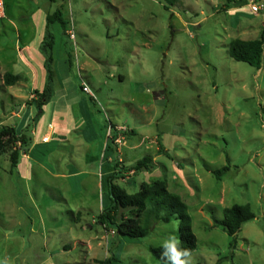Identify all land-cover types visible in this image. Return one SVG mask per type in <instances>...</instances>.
I'll list each match as a JSON object with an SVG mask.
<instances>
[{
    "label": "rangeland",
    "instance_id": "obj_1",
    "mask_svg": "<svg viewBox=\"0 0 264 264\" xmlns=\"http://www.w3.org/2000/svg\"><path fill=\"white\" fill-rule=\"evenodd\" d=\"M4 3L0 61L16 51L20 36L14 26L21 35H34L28 30L39 28L43 12L59 9L66 29L58 21L52 26V86L81 93L78 63L84 59L81 75L95 104L82 93L91 111L84 145L71 130L59 146L56 135L48 143H35L29 166L9 165L17 143L0 155V264H96L94 259L111 254L117 259L112 264H162L149 247L172 236L178 240L176 218L154 224L138 239L118 237L96 221L107 200L105 176L102 187L97 181L108 154L110 167L116 160L122 169L115 182L128 192L143 181L161 179L187 204L196 236L191 264H264V52L257 69L227 51L233 38L260 35L264 11L250 12L246 0H176L172 6L164 0ZM246 24L250 27L242 34ZM70 28L74 39L66 32ZM40 61L32 66L37 69ZM9 70L19 71V66ZM33 84L39 88L43 82L38 76ZM16 87L0 82V122L5 125L16 121L10 113L18 106L10 95ZM30 117L21 128L39 136L49 114H37L32 106ZM114 125L127 128L121 144L107 135ZM144 155L151 156V166L132 169ZM224 165L228 170L216 178L212 170ZM70 169L82 176L73 181L68 174L55 175ZM234 203H248L254 218L242 223L231 248L232 237L214 226L213 218H222L223 208ZM121 214L128 209H120Z\"/></svg>",
    "mask_w": 264,
    "mask_h": 264
},
{
    "label": "trees",
    "instance_id": "obj_2",
    "mask_svg": "<svg viewBox=\"0 0 264 264\" xmlns=\"http://www.w3.org/2000/svg\"><path fill=\"white\" fill-rule=\"evenodd\" d=\"M176 0H164L168 6H172ZM58 21L62 31L66 29L65 22L61 18V12L56 9L46 16L44 37L40 48L44 54V67L46 70V81L42 90H35L36 97L33 102L38 110L47 102L53 91L54 69L52 57L53 34L51 24ZM264 26L260 35L254 39L233 38L228 44V54L237 61H242L250 66L259 69L263 61ZM20 79L16 73L4 72L3 81L7 85L14 84ZM264 113V105L262 106ZM264 127V120H263ZM24 128L17 129L15 126L0 124V155L5 153L7 148L16 143L19 148L10 151L9 160L11 168L15 167L21 146L27 145V135ZM116 133H113V141ZM161 150H164L160 146ZM152 164L150 155H144L131 166L135 171L148 169ZM228 166L224 165L212 170L216 178L220 179ZM122 169L118 167V161H113V170L105 177L108 203L97 215L96 221L106 230L111 229L117 236L138 239L146 236L154 224L158 222H169L172 218L178 220V247L181 250L187 249L190 252L196 247V236L191 228V216L187 210V204L181 197L168 190L166 182L156 179L150 182L143 181L135 192H128L123 186L115 182L122 176ZM120 209H128V214L118 215ZM254 218V213L248 203H234L223 208L222 218H213V225L220 226L229 236L232 237L230 247H235V235L240 230L242 223ZM151 254L162 264H170L162 256L163 245L150 246ZM117 259L113 254L102 259H94L96 264H112ZM219 260L215 264H219ZM145 264V263H143ZM201 264V263H199Z\"/></svg>",
    "mask_w": 264,
    "mask_h": 264
},
{
    "label": "crops",
    "instance_id": "obj_3",
    "mask_svg": "<svg viewBox=\"0 0 264 264\" xmlns=\"http://www.w3.org/2000/svg\"><path fill=\"white\" fill-rule=\"evenodd\" d=\"M5 13H6V11H5ZM27 13L29 15H32L34 13V10H30ZM48 14H50V12H46V13L43 12L42 24L40 22L38 29H34V27L32 26L31 30H28V31L34 30V35H31V34L30 35H26V34L21 35V33L19 32L20 29H18V27L14 26L16 31L19 33V36H20L19 41H17L16 45H14V48L16 51H15V53L7 54L4 57V60L0 61V74H1L0 82H1V84L5 85L7 88H11L14 85H17V87L14 89V91L10 92L12 99H14L18 105L14 108L13 111L10 112L11 114H13L12 115L13 117L15 116L14 118H16V121L12 120L11 124H9L11 126H15L17 129L21 128V124L23 123V121L28 119V116L30 117V114L32 111V106H36L32 100L33 98L36 97L35 90H39V89L43 88L45 81H46V70L44 67V59H43L44 54H43V52L40 51V45H41V41L44 37L45 26H46V16ZM5 16L7 17L6 14H5ZM10 21L13 23V21L11 19H10ZM54 23L55 22H53L51 24V32H52V26ZM261 26L263 27V23H261ZM249 27H250V25H248V24L244 25L242 27L241 33L244 34L245 29H248ZM28 28H30L29 25H28ZM24 32H26V31H24ZM52 34H53V45H52L53 63H52V65H54L55 64V33L52 32ZM241 39H244V38H241ZM35 41L37 42V46H36V49L34 50L33 49L34 48L33 42H35ZM31 50H32V52H31ZM37 50H39V51H37ZM36 56H38V57H36ZM34 58L36 60H37V58H40V60H41L39 62L41 66L38 65L40 67H38L37 69H35L32 66L33 64L36 63V60H33ZM76 62H77V60H76ZM86 62L87 61L83 59L81 62H79V63L77 62V63H78V69L80 71L79 72L80 79H83L87 83V81L81 75L82 65H85ZM80 63H81V65H80ZM15 65L19 66V71L18 70H14V71L9 70V68H11V67L13 68ZM53 68H54V66H53ZM6 71L18 74L20 76V79L18 81H16L14 84H11V85L5 84L3 81V74ZM38 76L41 78V80L43 82V85L39 88H38V86H35L33 84L37 80ZM28 81L30 82V85H28ZM87 85H88V83H87ZM59 88H60V86H59ZM59 88L56 90L55 87H53V91L51 93L49 100L41 106L40 110H38V108L36 106L37 114L47 111L49 114L50 120L48 122H46V125L43 127V130L40 132L39 136H38V131L31 129L28 132V129L30 127H27V129L25 130L26 135H27V145L25 146V149L22 148L20 150V154L18 156L17 163L15 165L16 167L18 164L19 165L21 164V166H22V162L26 163L29 166L30 163H28L27 160L29 159V153L31 151L32 146L35 143L41 142V141H43L44 143L50 142L53 135H56V137H57L55 146L57 145V143L59 141H63V142L68 141V140L64 141V139L67 138L66 135L69 134L70 133L69 131H71V130H74L77 132L76 137L78 138V141L81 142L83 145H84L83 141L87 142V140L89 139L87 130L89 129L90 125H89V117L87 116V114L89 116H91V111L88 110L89 103H88L87 99L82 95V93L85 94L87 92L82 91L81 93H79L78 91H72V92L61 91V89H59ZM88 95L90 96L89 101L92 102V104L94 105L95 104L94 93L91 91V93H88ZM28 101H29V103H28ZM25 116H26V118H25ZM11 118L12 117L9 118V121H11ZM24 118H25V120H24ZM66 122H68L70 124L73 123V125L67 126ZM74 123H78V124L80 123V127L79 128H78V126L75 127ZM0 124H3V123L0 122ZM6 125H8V124H6ZM63 129H64V131L61 132V130H63ZM81 140H83V141H81ZM17 144H19V143H17ZM59 145H61L60 142L58 143V146ZM106 145H107V141L105 144V148H106ZM18 147H20V144ZM62 147H63V145H62ZM108 159H110L109 154L106 158V170L104 172H103V170H101L102 171L101 173H103V174L102 175L100 174V180L97 181V187L98 186L102 187V177H104V176L106 177L113 170V166L110 167L111 163H109ZM9 165H10V163H9ZM28 172H29V170L26 169L27 174H28ZM95 173L96 172H90V175H93ZM67 174L70 176V178H72L73 181H76V179L79 176H82L81 172L75 171L72 169H70L69 173H65L64 171L61 170L60 172H57L55 175H56V177H63ZM80 181L81 180L79 179L78 188H80ZM107 203H108V198L104 204L100 205L99 210L101 211V209Z\"/></svg>",
    "mask_w": 264,
    "mask_h": 264
},
{
    "label": "built area",
    "instance_id": "obj_4",
    "mask_svg": "<svg viewBox=\"0 0 264 264\" xmlns=\"http://www.w3.org/2000/svg\"><path fill=\"white\" fill-rule=\"evenodd\" d=\"M245 5L248 7L249 11L254 14H258L264 11V0H246ZM4 17H5V3H4V0H0V19ZM263 23H264V17H263ZM66 32L69 38L71 39L75 38V34L72 28L67 29ZM81 90L87 93H91L90 87L87 85V83L83 79L81 80ZM125 130H127V128L124 125H114L113 128L112 126L111 127L109 126L107 135L108 137H112L113 133L115 132L116 135L113 138V142L117 144H121L123 143V140H124L122 138V133H124Z\"/></svg>",
    "mask_w": 264,
    "mask_h": 264
},
{
    "label": "clouds",
    "instance_id": "obj_5",
    "mask_svg": "<svg viewBox=\"0 0 264 264\" xmlns=\"http://www.w3.org/2000/svg\"><path fill=\"white\" fill-rule=\"evenodd\" d=\"M179 241L172 236L163 242L162 256L166 258L170 264H191V253L189 250H181L178 247Z\"/></svg>",
    "mask_w": 264,
    "mask_h": 264
}]
</instances>
